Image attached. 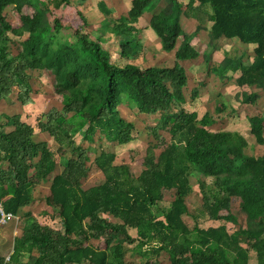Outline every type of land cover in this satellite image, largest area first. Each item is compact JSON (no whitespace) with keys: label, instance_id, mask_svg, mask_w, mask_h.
<instances>
[{"label":"trees","instance_id":"1","mask_svg":"<svg viewBox=\"0 0 264 264\" xmlns=\"http://www.w3.org/2000/svg\"><path fill=\"white\" fill-rule=\"evenodd\" d=\"M73 1L0 0V102L16 90L21 107L33 105V96L40 94L34 87V73L50 72L63 109L46 112L38 120L39 129L60 144L57 154L66 158L63 172L55 175L59 161L50 141L35 140L34 128L21 116L4 117L0 207L23 224L19 234L12 232L16 221L0 234V264H161L166 253L168 264H250L252 258L255 264H264V155L250 154L248 141L239 133L211 131L217 120L210 113L199 119L182 107L188 84L182 65L116 64L103 45L105 39H91L79 29L75 42L62 39L60 32L66 25L59 18L50 20V15L53 7L59 10ZM103 5V28L112 32L121 57L127 59L137 56L141 48L136 23L148 12L164 51H173L183 37L177 59H198L200 53L191 40L201 28L188 34L181 19L190 18L195 5L211 8L212 41L236 38L256 45L252 64L244 65L241 57L226 54L211 71L224 80L229 79V71H240L237 85L264 90V0H189L186 8L179 0H132V7L118 18ZM11 7L19 27L5 14ZM26 7L32 15L24 14ZM202 21L204 16L199 18ZM209 55H204L205 60ZM237 98L242 105L258 100L257 94L241 93ZM124 100L143 115L160 116L151 131L155 143L148 148L144 169L134 174L128 164L116 163L115 153L102 152L94 164L104 181L85 188L92 171L90 150L73 133L83 131V141L90 144L132 143L135 124L119 111ZM215 111L225 116L235 113L222 102ZM249 123L257 144L264 146V115L250 116ZM163 131L170 135L169 142L163 139ZM192 170L213 179L210 186L200 181L209 218L237 224L232 212L237 202L246 220L244 228L231 233L226 225L191 229L186 224L187 199L194 193ZM49 182L45 204L59 216L63 230L41 224L26 212L36 186ZM166 192L172 193L173 201L162 210ZM93 239H103L105 247ZM128 246H135L130 255L138 251L143 260L130 261Z\"/></svg>","mask_w":264,"mask_h":264},{"label":"rangeland","instance_id":"2","mask_svg":"<svg viewBox=\"0 0 264 264\" xmlns=\"http://www.w3.org/2000/svg\"><path fill=\"white\" fill-rule=\"evenodd\" d=\"M184 8H186L189 0H181L180 1ZM164 5V4H163ZM128 7V4H126ZM64 8V7H63ZM53 8V13L50 15L51 19L59 18L63 21L66 28H64L60 32V37L62 39H70L75 42L77 40L76 31L79 29L81 33L88 34L91 39H98L103 31L102 25L100 24V19H103L102 16H98V18L88 22H84V19L79 14L75 12L64 13L62 9ZM63 12V13H62ZM9 20L13 24L14 27H19L20 22L17 18L18 16L13 11V8H9L6 13ZM24 14L32 15L33 11L26 7L24 9ZM190 18L185 15L182 16V25L188 34L193 33L197 27L201 28L198 32L197 36L193 37L191 40L192 46H195L199 51L200 56L196 60H180L176 57V52L180 44L182 43L183 37H180L178 40L177 47L171 51H164L161 47V41L158 35L155 33V30L151 28L149 22H151L152 13L148 12L145 14V17L141 18V21L137 23L138 25V36L141 42V48L137 54V56L131 57L130 59L123 58L120 55V50L118 46V42L115 40L111 45L104 46L112 55V61L119 65H125L127 63H133L139 65L143 68L150 66H175L176 63L182 65L188 74V84L185 87V96L186 103L182 105V107L191 113H197L199 119H202L207 113L213 115V117L217 120L218 126L217 129H224L225 131L239 133L243 136L246 141H248L249 145L253 149L255 144L254 138L251 136L250 129L248 123H246L244 119V111L238 105L239 101L237 98L238 94H241V91L236 87L235 84L229 85L228 88H221L220 82L229 83L224 79H220L216 74L211 71V67L217 63V61L224 58L226 54L234 55L238 54L242 51L241 48H238L230 43L228 40H223L220 42L212 41L209 34V28L212 24V10L209 7H198V5L194 6L193 11H189ZM204 16V20L199 23V18ZM85 17V16H84ZM148 19H150L148 21ZM91 25V26H89ZM101 25V27H100ZM85 30H88L87 33ZM242 44V43H241ZM209 53V57L205 60V54ZM35 78L33 80L34 87L42 96L36 98V102L33 105L21 107V105L17 101V91L7 99L2 100L0 102V124L5 123V116H13L19 115L23 118L25 122L31 125L34 128L35 140H48L50 141L51 148L56 152L60 147L54 138H52L49 134H44L40 132L39 122L38 120L50 110L54 108L63 109V98L56 94L55 85H54V77L48 72H39L36 71ZM195 89L197 91H195ZM195 91V93H194ZM193 94L195 96H193ZM193 96V97H192ZM225 103L227 106H230L231 109L235 110L238 115L236 120H229L231 116H225L223 114L219 115L215 111L217 104ZM119 111L121 115L127 120L131 121L135 124L136 131L134 132L135 140L124 146H116L113 144L106 143L104 141L97 142L95 144H90L83 141V131L81 133H73L74 139L77 140L78 143L82 144L84 147L90 150L91 162L90 166L92 171L90 172V176L88 179L84 181V187L88 188L94 186L98 183L104 181V175L102 172L95 166L94 160L97 156L101 155L102 152H113L117 156V164H128L132 172L134 174H140L144 169V159L146 154H148V148L150 144L155 143V139L152 134V130L158 126L160 116L152 115L146 116L139 113L138 109L130 102L124 100L122 104L119 106ZM214 129V128H213ZM6 130H11L6 129ZM79 130V128H78ZM211 130V129H210ZM223 130V131H224ZM212 131V130H211ZM163 139L166 142H169L170 135L167 131H163ZM253 153V152H251ZM255 153V152H254ZM58 155V154H57ZM59 161V167L55 175L61 174L66 165V158L58 155L57 157ZM191 182L194 189V193L187 199V204L189 206V215L184 216V221L191 228L195 227L200 228H209V227H218L220 225H226L229 232L233 233L238 228L245 227V217L239 211L238 203H234L232 205V212L234 216L237 218L238 223H226L219 222L216 220H211L204 208L203 204V196L201 193L200 181L204 179L208 186L212 185V178H203L198 172L192 170ZM10 175L7 176V181L9 180ZM51 186V182L49 183H41L36 186L33 197L34 201L32 204L26 208V212H30L41 224L52 225V227L57 229H64V225L61 222L59 216H57L54 211L46 206L45 197L49 195V187ZM173 201V195L171 192H166L165 200L161 203L160 207L162 210H168ZM111 222L120 223L119 220H116L112 217L108 218ZM12 221L14 224L13 233L14 235L19 234L22 228V219L19 220V217H15ZM3 222L0 220V234H6L7 227L11 224L9 223L7 226L2 224ZM130 235L133 238H136V232L134 230L130 231ZM92 242H96L95 239ZM100 247H105L104 240H99L96 242ZM133 247L128 246V256L129 260L132 262H138L143 260L140 257V253L138 251L135 252L134 255H130L129 251H132ZM132 248V249H131ZM7 254H9L7 252ZM154 260V258H152ZM161 264L170 263V255L168 253L164 254L161 258Z\"/></svg>","mask_w":264,"mask_h":264},{"label":"crops","instance_id":"3","mask_svg":"<svg viewBox=\"0 0 264 264\" xmlns=\"http://www.w3.org/2000/svg\"><path fill=\"white\" fill-rule=\"evenodd\" d=\"M179 1H181V0H179ZM100 2L105 3L107 9L111 10L112 16L115 18H118L122 14H126L127 11L132 7V0H86V1L74 0L70 6H64L62 11L64 13L70 12L72 14H73V12H75L76 14H79L81 12L86 17V19L88 20L89 23L90 22L95 23V22H93L94 19L98 18V16H102L103 19H100V24L102 25V31L103 32L98 36H100L99 38L102 37V39H105V41L103 42V45L106 46V48H107V46L111 45V43L112 44L115 43L114 42L115 38H114V35L112 34V32H110L108 29L103 28L104 22H105V14L103 12H101L100 6H104V5L102 3V5L99 6ZM126 4H128V7H126ZM53 8H55V7H53ZM143 17H145V15ZM91 18L93 21H90ZM141 18L139 19L140 21H141ZM149 20L150 19H148V21ZM140 21H138V22H140ZM101 25H100V27H101ZM89 26H91V25H89ZM136 26L138 27L137 23H136ZM85 31L87 33L89 32L88 30H85ZM223 40H226V39L222 38L220 40H217L216 42H220ZM228 41L230 43H232L233 45L235 44V46H237L238 48L242 49V51L239 52L238 54H234L233 56L232 55H230V56L241 57L244 65H250L253 63L254 57H255V52H254V48L256 47L255 44H243L242 42H240L236 38L229 39ZM223 59L217 61V64L220 63ZM227 75H228L229 79H225V80L229 83L220 82V84L222 83L221 88L226 89L229 87V85L235 84L236 87L241 91V93L257 94V96H258V100L253 105H242V104L238 103V105L241 106L240 108L242 109V111H244V114H245L244 119H245L246 123H248V126H249V128H246V129L251 130L250 123H249V117L250 116H258L260 114L264 115V90L262 88L250 87L248 85H242V86L237 85L235 82V79L240 75V71H236V72L229 71ZM36 96H42V95L39 94ZM36 96H33L34 102H36V98H37ZM229 108H231V107L229 106ZM238 115L239 114H237L235 111V113L231 115V118L229 120H231V122H233V120H236ZM217 127H219L218 123H216L214 126L210 127L209 129H211L214 132H219V131L224 130V129H217ZM251 136L254 138V140H255L254 145H256V146H254V148L252 149L251 145H249V149H248L249 153L253 154L255 152L256 155H264V146L257 144L255 137L252 134H251ZM251 152H253V153H251ZM255 263H256V260L254 258H252L250 261V264H255Z\"/></svg>","mask_w":264,"mask_h":264},{"label":"built area","instance_id":"4","mask_svg":"<svg viewBox=\"0 0 264 264\" xmlns=\"http://www.w3.org/2000/svg\"><path fill=\"white\" fill-rule=\"evenodd\" d=\"M15 218L11 213H6L2 207H0V220L2 224H7Z\"/></svg>","mask_w":264,"mask_h":264},{"label":"clouds","instance_id":"5","mask_svg":"<svg viewBox=\"0 0 264 264\" xmlns=\"http://www.w3.org/2000/svg\"><path fill=\"white\" fill-rule=\"evenodd\" d=\"M11 222V221H10ZM8 224V223H7ZM6 225V224H5Z\"/></svg>","mask_w":264,"mask_h":264}]
</instances>
